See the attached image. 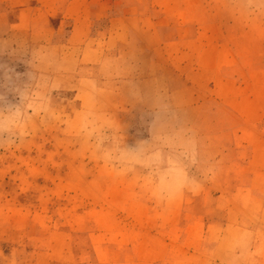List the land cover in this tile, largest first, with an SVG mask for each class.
Wrapping results in <instances>:
<instances>
[{"label": "rangeland", "instance_id": "1", "mask_svg": "<svg viewBox=\"0 0 264 264\" xmlns=\"http://www.w3.org/2000/svg\"><path fill=\"white\" fill-rule=\"evenodd\" d=\"M161 1L198 3L185 12L215 21L230 55V96L209 94L195 123L154 109L157 101L177 106L174 62L164 66L172 77L156 97L153 81L140 83L154 72L145 73L139 55L91 33L105 34L107 21L90 29L87 43L99 45L100 62L81 70L80 50L64 44L71 25L59 26L60 14V45L44 49L32 30H9L12 7L0 3V264H264V250L240 248L264 238V229L248 236L226 227L223 197L239 170L224 167L250 154L228 152L223 139H199L227 127L264 134L263 104L249 122L230 104L238 89L239 98L252 93L245 87L264 68V0ZM153 16L172 20L159 8ZM231 219L241 226L239 214Z\"/></svg>", "mask_w": 264, "mask_h": 264}, {"label": "crops", "instance_id": "2", "mask_svg": "<svg viewBox=\"0 0 264 264\" xmlns=\"http://www.w3.org/2000/svg\"><path fill=\"white\" fill-rule=\"evenodd\" d=\"M4 2H9L12 7V14H9L12 18L9 30H32L33 34L38 36V40L45 43L38 45L44 49H53L60 45L56 22V16L60 14L59 26L62 21L71 25L64 44L68 52L80 50L78 68L81 70L88 68L89 64L94 63L93 60L100 62L97 60L101 55L99 45L90 47L87 43L90 39V29L107 21L108 28L105 34L100 30L96 35L92 29L91 33L95 39H100L104 35V45L116 49L119 53L127 49L130 58L132 55H139V65L147 66L145 73L154 72L150 73L152 77L141 76L140 83L145 85L153 81L156 97L169 86L167 82L172 77L164 72V66L174 62L177 67L174 74L179 81L177 106L170 107L171 110L162 109L160 107L163 106V101H157L161 105L154 109L158 113H175L177 121L198 122L202 119L204 103L209 100L207 98L209 94L221 99L231 94L230 82L233 80L226 77L229 71L225 68L229 66L226 62L230 57L227 46L220 43L215 35L218 32V24L215 21L210 19L201 21L196 15L189 14L190 11L199 8L198 3L194 1L180 8L175 3L167 4L161 0H0V3ZM158 8L164 15L169 13L172 20L156 22L153 12ZM114 9L116 15L108 17V11ZM186 9L189 13L185 12ZM43 15L48 16V21L40 18ZM170 25L172 27H169ZM46 31L49 35L42 37ZM5 35L4 41L9 37L7 32ZM144 55L148 57L147 64L143 62ZM76 56L77 54H74V58ZM154 64L160 68L154 70ZM253 72L255 75H252V84L245 87L252 90V93L246 99L239 98L241 90L238 89L230 97L232 108L237 113L247 116L246 122L251 121L253 112L256 110L261 112L263 110L261 104L264 105V68H257ZM157 82L160 84L159 87L155 86ZM126 83L131 85L135 82L130 79ZM238 107H242V110ZM166 108H169V105ZM215 119L230 120L226 117ZM242 120L244 121L243 117ZM202 138L223 139L228 152L250 154L248 160L235 162L230 168L224 167L239 170L238 177L235 178L228 173L231 180L238 181L234 189L230 187V190L225 191L223 197L228 216L226 227H236L234 229L248 236L259 234L258 229H264V134L257 129L251 130L248 126L240 129L227 127L199 137ZM233 139H240L241 143L233 142ZM225 183L228 184L227 181ZM230 186H234L233 183ZM234 214H239L240 227L230 223ZM254 220L256 223H252ZM254 239L256 240L251 246L244 245L240 248L264 250V238L257 236Z\"/></svg>", "mask_w": 264, "mask_h": 264}]
</instances>
